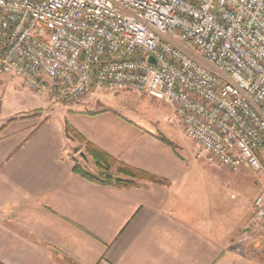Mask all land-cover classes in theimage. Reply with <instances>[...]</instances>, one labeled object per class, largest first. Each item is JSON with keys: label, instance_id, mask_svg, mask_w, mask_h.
Returning a JSON list of instances; mask_svg holds the SVG:
<instances>
[{"label": "built area", "instance_id": "1", "mask_svg": "<svg viewBox=\"0 0 264 264\" xmlns=\"http://www.w3.org/2000/svg\"><path fill=\"white\" fill-rule=\"evenodd\" d=\"M2 76L60 104L108 91L171 106L198 159L260 177L264 222V0H0Z\"/></svg>", "mask_w": 264, "mask_h": 264}, {"label": "crops", "instance_id": "2", "mask_svg": "<svg viewBox=\"0 0 264 264\" xmlns=\"http://www.w3.org/2000/svg\"><path fill=\"white\" fill-rule=\"evenodd\" d=\"M81 103L64 111L86 142L167 185L88 181L73 171L71 150L83 144L65 122L24 114L1 121L0 264H264V223L248 224L262 234L244 245L243 200L229 192L227 202L224 168L183 155L157 129Z\"/></svg>", "mask_w": 264, "mask_h": 264}, {"label": "rangeland", "instance_id": "3", "mask_svg": "<svg viewBox=\"0 0 264 264\" xmlns=\"http://www.w3.org/2000/svg\"><path fill=\"white\" fill-rule=\"evenodd\" d=\"M181 49L186 52L183 47ZM190 50L193 52V49ZM46 99L50 100L49 98L35 96L23 85L20 79L2 76L0 77V122L15 115L24 114L28 116H43V118L48 116L52 121H61L69 125L70 118L68 113L64 111L68 105L48 103L50 106L48 109L45 107L41 108L40 106L43 105L38 102L46 101ZM79 102H82L81 104L86 110H111L135 124L157 129L170 142H173L183 155L197 158L198 148L194 141L184 134L174 108L171 106L133 92L92 91ZM75 150H80L79 153L84 154V145L82 148L77 143ZM75 150H71L74 160L86 168L89 173L95 174L91 160L88 158L87 162H89V165L86 166L84 160L79 157V153H75ZM224 172L228 178L229 191L226 194L227 202H231L229 192L235 199L242 197L243 200L245 208L243 217L244 228L240 231L239 237L243 244L247 245L264 233V225L262 226L263 231L260 234L254 231V229H250L248 225L252 224V200L260 187V177L246 168H240L236 171L224 168Z\"/></svg>", "mask_w": 264, "mask_h": 264}, {"label": "trees", "instance_id": "4", "mask_svg": "<svg viewBox=\"0 0 264 264\" xmlns=\"http://www.w3.org/2000/svg\"><path fill=\"white\" fill-rule=\"evenodd\" d=\"M65 132L69 138L84 145V155L87 160L88 158L91 160L94 166L95 174H91L86 168L75 161L73 171L82 178L99 185L117 188L133 187L136 181H147L158 185H167V182L162 179L151 176L135 167L118 162L93 144L86 142L70 125L66 124ZM158 137L160 141L174 148V145L164 137ZM79 151L80 150H75V153H79Z\"/></svg>", "mask_w": 264, "mask_h": 264}, {"label": "water", "instance_id": "5", "mask_svg": "<svg viewBox=\"0 0 264 264\" xmlns=\"http://www.w3.org/2000/svg\"><path fill=\"white\" fill-rule=\"evenodd\" d=\"M149 62H153V58L152 57L149 58ZM79 157L82 160H84L85 162H87V158H86V156L83 153H79Z\"/></svg>", "mask_w": 264, "mask_h": 264}]
</instances>
